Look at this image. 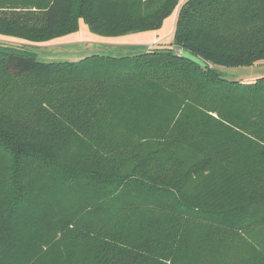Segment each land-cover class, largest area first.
Masks as SVG:
<instances>
[{
  "label": "trees",
  "instance_id": "obj_1",
  "mask_svg": "<svg viewBox=\"0 0 264 264\" xmlns=\"http://www.w3.org/2000/svg\"><path fill=\"white\" fill-rule=\"evenodd\" d=\"M263 61L264 0H0V264H264Z\"/></svg>",
  "mask_w": 264,
  "mask_h": 264
},
{
  "label": "rangeland",
  "instance_id": "obj_2",
  "mask_svg": "<svg viewBox=\"0 0 264 264\" xmlns=\"http://www.w3.org/2000/svg\"><path fill=\"white\" fill-rule=\"evenodd\" d=\"M172 22V19L168 20L167 23H165V28H168V26L170 25V23ZM175 28V26H174ZM174 28L173 31L170 32L165 38L164 40L161 42L162 44H160L157 47H163L164 44H171L174 41ZM80 40H83L82 42H79L80 44H72V45H68V46H57V45H53L50 46L48 48H50L51 52L50 53H42V52H38V56L40 59L48 62V61H68V60H63L66 57L63 56H67L71 59H74L76 61V59H78L79 56L78 54H75V52L77 53H83V52H90L91 56L94 54H103L104 51L95 44H91L88 43L85 44V40L83 39L82 35H80ZM89 44V45H88ZM57 46V47H56ZM166 47V46H165ZM146 48H140L137 47L136 49H132V50H128L127 52L129 54H133L136 53L140 50H145ZM81 50V51H80ZM80 51V52H79ZM70 54H75V55H69ZM222 75L231 81H242L244 80V82H249V81H255L257 78L259 77H264V61L260 62L258 64H256L254 67H249V68H239V69H220Z\"/></svg>",
  "mask_w": 264,
  "mask_h": 264
},
{
  "label": "crops",
  "instance_id": "obj_3",
  "mask_svg": "<svg viewBox=\"0 0 264 264\" xmlns=\"http://www.w3.org/2000/svg\"><path fill=\"white\" fill-rule=\"evenodd\" d=\"M172 19V22L170 23V25L168 26V28H165V23L168 22V20ZM175 20H176V15L170 17L169 19H167L163 25V27L159 30V31H153V32H147V33H142V34H135V35H129V36H125V37H120V38H116V39H110L105 41V43H100L101 39L98 38H93L94 41H97V43H91V44H95L98 45L103 51V54H94V55H113V56H118L119 54H129L127 51L128 50H132V49H136L137 47H142V48H146L149 49L151 47H157L160 44H162L161 42L164 40V38L173 31V28L175 26ZM80 34H75L72 36H68L65 38H62L61 40L57 41L56 45L57 46H70L72 44L76 45V44H80L79 42H82L83 40H80ZM85 44H87L86 41H84ZM89 43V42H88ZM89 45V44H88ZM56 46V47H57ZM81 51V50H80ZM79 51V52H80ZM69 55H75L78 54L79 57L78 59H76V61H79L81 59H84L86 57L91 56L90 52H83V53H76L75 54H70ZM66 57L63 60H68V61H75L74 59H71L67 56H63Z\"/></svg>",
  "mask_w": 264,
  "mask_h": 264
}]
</instances>
